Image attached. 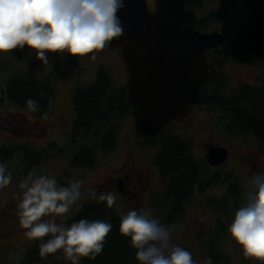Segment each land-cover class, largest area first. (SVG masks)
I'll return each instance as SVG.
<instances>
[{"label":"rangeland","instance_id":"obj_1","mask_svg":"<svg viewBox=\"0 0 264 264\" xmlns=\"http://www.w3.org/2000/svg\"><path fill=\"white\" fill-rule=\"evenodd\" d=\"M147 1L150 11L156 14L155 23L148 34L128 38L120 45L122 51L128 48L126 56H121L115 47L109 46L111 42L108 45L112 47L108 49L109 52L100 53V50L96 60L89 59L87 55L71 60L68 54L49 53L50 63L42 65L34 54L29 55L28 47L25 49V57L20 60H15L11 51L0 54V88L5 89L7 80L12 76H29L52 81L56 90L55 107L44 116H38L28 107L15 106L6 96L3 97L0 104V148H17L7 160L0 157V162L12 174L11 183L0 189V201L12 198L11 202H19L18 184L27 175L25 168L29 163L21 146L45 153L40 162L32 165V169L35 168L37 172L54 174L57 180L61 176H66L69 180L80 178L86 187L96 186L95 189L100 188L99 182L108 176L126 175L129 178L130 169L126 166L128 161L129 166L137 165L140 170L150 174L148 190H142L138 196L143 201V207L151 208L161 223L177 225L173 242L189 250L192 258L199 264H204L209 258L211 241L219 252L229 257L230 264H261L260 261L243 256L240 248L230 240L226 226L234 211L246 202L247 178L254 173L264 172V148L262 149L261 141L252 132L232 130L228 116L224 117L218 103L196 104L192 100L204 89H212L216 78L224 84L222 87L227 99L236 96L241 104L244 103L246 100H241L244 87H249L246 95L248 102L255 100L260 103L264 99V55L243 59H229L221 55L234 40L243 36L249 19L250 0H233L225 7L222 0L205 1L198 9L185 8V24L173 22L169 18L164 10L163 0ZM209 13V18L219 16V19L210 20L203 32H223L226 36L225 43L208 50L209 52L203 50L200 59L181 71L182 79L172 82V79L169 80L171 65L167 63L168 60L186 56L192 48L182 37L184 29L193 26L195 20L207 17ZM165 54L168 56L164 57ZM163 57L165 63L161 65L159 58ZM100 66L106 68L115 87L124 86L129 90L131 104L120 122L116 150L109 154L100 152L94 168L74 167L71 160L77 147L69 141L75 118L72 95L77 86H84L96 78ZM132 71L135 78L143 82L142 85L133 83L130 76ZM166 82L169 85L173 83L169 87L170 93L181 102V108L169 111L164 97H159L157 102L151 98V94L160 86L165 87ZM252 88L256 91L253 94ZM140 122L158 125L185 139L190 143L193 155L198 160L205 161L206 174L218 172L221 176L225 175L223 180L218 179L217 182L207 184L202 191L195 192L186 202L182 216L171 223H168L171 199L166 193L167 182L154 162L158 147L147 146L136 134L135 127ZM211 144L224 146L229 151L226 161L218 166H211L206 162V148ZM133 159L134 164L131 163ZM121 167L127 170L117 174L113 172ZM232 185V190L236 188L239 193L230 197L226 210H215L208 205V201L223 199ZM126 190V197L132 198L133 186L130 179ZM102 191H111L116 195V202L112 207L119 216L130 208H136L133 202L122 198L114 184L106 183L102 189H97V193ZM89 201L94 200L83 199L79 203L83 205ZM78 210L74 207L68 218ZM33 242L27 238L19 241L0 239V264H24L27 248ZM35 264L69 262L57 252Z\"/></svg>","mask_w":264,"mask_h":264},{"label":"clouds","instance_id":"obj_2","mask_svg":"<svg viewBox=\"0 0 264 264\" xmlns=\"http://www.w3.org/2000/svg\"><path fill=\"white\" fill-rule=\"evenodd\" d=\"M123 6V0H0V54L27 46L29 55L34 54L42 65L50 63L49 53L96 60L97 53L123 32L116 15ZM25 103L30 110H38V101L31 97ZM11 181V172L0 162V189ZM18 189V223L25 238L38 241L39 256L59 252L69 264H82V258L95 259L103 250L110 221L86 217L66 221L83 199L111 208L116 202L113 192L97 193L80 178L61 184L54 174L35 168ZM245 200L226 231L244 257L264 264V172L247 178ZM176 228L175 223H161L151 208L141 207L121 214L118 231L136 250L139 264H199L189 250L173 242ZM204 264H212L211 258Z\"/></svg>","mask_w":264,"mask_h":264},{"label":"trees","instance_id":"obj_3","mask_svg":"<svg viewBox=\"0 0 264 264\" xmlns=\"http://www.w3.org/2000/svg\"><path fill=\"white\" fill-rule=\"evenodd\" d=\"M205 1L215 2L219 0H186V8L198 9ZM232 2L233 0H222L224 7ZM248 9L249 19L243 36L238 40H234L221 53L222 56L229 59H243L258 54L260 56L264 55V0H250ZM208 16H210V13ZM207 17L195 20L192 27L203 31L210 20L219 19V16ZM26 47L11 50L15 60L25 57ZM68 56L71 60L76 58L69 54ZM223 85L222 81L216 78L213 81L212 89H204L199 96L194 97L192 100L196 104L211 105L218 103L224 117L228 116L227 119L231 122L232 130L252 132L261 141L263 149L264 99L260 103L255 102V100H252L254 102H248L246 95L249 93V87H244L241 92V100L245 99L246 101L244 100L245 102L241 104L236 96H231L229 99L225 98ZM2 91L3 97L6 96L13 105L20 108H27L25 101L29 97L38 101V110L35 111L38 116L46 115L55 107L56 90L52 81L48 79L12 76L7 80L6 88ZM251 91V94L256 92L254 88ZM130 104L131 95L129 90L124 86L115 87L108 71L103 66H100L96 78L92 82L75 88L72 95L75 118L71 126L69 141L76 145L77 150L72 156V166L94 168L98 162L100 152L109 154L116 150L120 122L126 115ZM135 132L147 146L158 147L154 162L160 175L167 182L166 193L171 199L168 223L182 216L186 202L195 192L202 191L207 184L225 178V175L221 176L218 172L206 174L205 161L198 160L193 155L190 143L166 129L149 122H140L136 125ZM21 147L24 149V154L29 162L25 168L27 173L32 170V165L35 162L41 161L45 153L28 149L25 146ZM15 148L17 147H1V159L7 160L13 154ZM68 180L69 178L66 176H61L58 183L65 184ZM233 188L234 185L229 188L223 199L208 201V205L215 210H224L230 197L239 193V190L237 191L236 188L232 190ZM5 214L8 215L7 217L14 216L12 211L10 213L4 211L3 216ZM84 217L90 220H108L111 222L112 228L106 237L103 250L95 259L82 258L83 264H139L134 258L136 250L129 245L128 238L118 231L120 216L114 211L113 207L108 208L103 202L98 203L95 200L86 202L67 219L66 223ZM220 223L221 221H219ZM37 244L38 241H34L28 246L24 264H35L56 254L39 256ZM209 257L212 264H230L229 257L219 252L213 241L210 243Z\"/></svg>","mask_w":264,"mask_h":264},{"label":"flooded vegetation","instance_id":"obj_4","mask_svg":"<svg viewBox=\"0 0 264 264\" xmlns=\"http://www.w3.org/2000/svg\"><path fill=\"white\" fill-rule=\"evenodd\" d=\"M153 15L155 16L153 17ZM155 19H156V14L150 11V14L148 15V22L147 24L142 25V31L138 35L136 36L126 35L123 38H120L117 40L113 39L112 41H110L112 44L109 46L115 47L117 49V53H120L121 56L122 55L126 56V52L128 51L127 50L128 48H125L122 51V49L120 48V45L124 43L128 38H137L143 34L144 35H146V33L148 34L151 26L155 23ZM109 46L104 48L100 53H103L104 51L109 52L108 49L110 50L112 48ZM209 51L207 50V52ZM165 56H168V54H165L164 57ZM202 56L203 54L199 56L198 58H194V51H193V48H191V51L187 52L186 56L179 57L175 60L169 59L167 62L168 64L171 65V71L169 73V76H170L169 80L172 79V82L173 80H176V81L181 80L182 79L181 71H183L187 66L194 64L195 61L200 59ZM164 57L163 59L159 58L161 65L165 63ZM133 71L132 73L130 72L131 80L133 81V83H136V84L139 83L142 85L143 82L141 83L139 80L135 78V74ZM169 84H170L169 82L168 83L166 82L165 87L160 86L156 91H154V93L151 94V98L157 102L159 97L160 99L164 97L165 103L169 106V111H172L176 109V107L181 108V102H179L174 96L171 95L169 87H171L173 83L171 85ZM131 163L134 164L135 160L133 159ZM126 166H128V170L130 169L129 170L130 172L128 173L129 178L126 175L124 177L108 176L106 179L99 182L100 188H96V191L97 189L98 190L102 189L106 183H108V185L114 184L115 189L118 191V193L122 196L123 199L128 200L129 202H133V205H135L136 208H141L143 207V201L142 199L139 200L138 196H140V193L142 192V190L143 191L148 190L147 188L150 184V180H148V178L150 179V174L149 173L146 174L144 170H140L137 165H135L134 167L129 166L128 161L126 162ZM124 170H127V169L125 167H121L120 169L114 170L113 172L117 174L118 172H123ZM129 179L132 181V186H133V192L131 191L133 193L132 198L126 197L127 196L126 187L129 184ZM95 187H91V188H95ZM134 190L136 191V193H134ZM10 200H12V198L8 200L0 201V239H12V240L19 241L22 238H25L23 236L24 229H22L18 223L17 207H16L18 202L15 201V203H13ZM4 211L8 213L12 211L14 212V216L7 217L8 215L5 214L6 216L5 217L3 216Z\"/></svg>","mask_w":264,"mask_h":264},{"label":"water","instance_id":"obj_5","mask_svg":"<svg viewBox=\"0 0 264 264\" xmlns=\"http://www.w3.org/2000/svg\"><path fill=\"white\" fill-rule=\"evenodd\" d=\"M123 7L118 9L116 15L123 26L122 34L113 39H120L126 35L136 36L142 31V25L147 24L150 13L147 0H123ZM164 10L169 18L176 23L187 22L186 0H164ZM155 15H153L154 17ZM183 39L193 48L194 58L201 55L203 50H210L225 43L226 36L223 32H202L194 27H187L182 34ZM3 91L0 88V104ZM229 151L226 147L211 144L206 148V160L211 166H218L226 161Z\"/></svg>","mask_w":264,"mask_h":264}]
</instances>
